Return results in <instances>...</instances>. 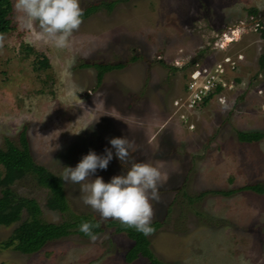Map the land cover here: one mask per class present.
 Masks as SVG:
<instances>
[{
	"label": "rangeland",
	"instance_id": "374dc122",
	"mask_svg": "<svg viewBox=\"0 0 264 264\" xmlns=\"http://www.w3.org/2000/svg\"><path fill=\"white\" fill-rule=\"evenodd\" d=\"M10 1L14 28L0 35V149L8 142L20 147L26 131L35 163L60 177L89 150L103 155L109 139L128 137L135 143L128 160L119 161L113 149L107 169L92 179L108 182L133 162L159 167L165 179L159 201H152V223L162 227L150 238L158 259L264 264V195L188 199L264 184V139H238L239 132L264 133V0H131L83 19L63 49L38 39L37 23L22 29L16 0ZM115 1L80 0V7ZM26 46L47 57L50 69L38 71ZM117 63L126 67L101 84L95 69L83 67ZM198 69L219 77L220 85L192 107ZM64 187L68 215L50 211L49 191L31 178L13 189L38 203L46 223L80 215L106 221L83 203L81 184ZM27 219L25 212L20 223L0 227V264H130L132 241L110 228L95 241L73 235L32 255L4 249Z\"/></svg>",
	"mask_w": 264,
	"mask_h": 264
},
{
	"label": "trees",
	"instance_id": "16d2710c",
	"mask_svg": "<svg viewBox=\"0 0 264 264\" xmlns=\"http://www.w3.org/2000/svg\"><path fill=\"white\" fill-rule=\"evenodd\" d=\"M130 1L117 0L115 2H101L91 5L84 10L81 20L89 18L102 11V9L112 11L117 4L128 3ZM249 14L251 16H258L259 12L256 9H252L249 11ZM12 15L13 5L11 1L0 0V35L7 34L13 30ZM259 27L264 38V26L259 24ZM23 52L26 53L27 58L30 55L36 56L35 68L38 71L50 69L49 59L44 55L37 53L28 46L23 48ZM83 67L95 69L97 71L98 84H101L108 73L122 70L126 67V64H85ZM173 70L177 69L173 68ZM238 139L242 143H258L264 139V133L239 132ZM20 142V147L12 142H8L6 149H0V169H3V172L0 170V227H12L20 223L25 212L28 214V219L23 221L15 230L13 237L3 246L4 249L13 247L23 255H32L41 251L50 242L65 239L73 235L90 240L88 236L79 231V226L82 222H90L99 224V227L93 229L96 237L101 235L106 228H110L115 229L117 234L126 235L132 241L133 245L125 257L127 263L131 264L143 258L148 260L150 264H165L157 258L151 248L150 238L162 227V224L159 222L152 223L154 231L147 237L115 219L106 220L102 223L100 220L80 215L74 216L61 224L44 222L41 219L42 211L38 203L33 199L20 196L13 187L24 179H33L40 187L49 191L46 203L47 208L50 211L68 215L70 214V205L66 197L64 182L44 166L35 163L26 131L22 132ZM240 191H250L258 195H264V184H255L241 190L229 192H206L196 198L188 199L193 203L195 200H200L209 194L229 197Z\"/></svg>",
	"mask_w": 264,
	"mask_h": 264
},
{
	"label": "clouds",
	"instance_id": "9594fccd",
	"mask_svg": "<svg viewBox=\"0 0 264 264\" xmlns=\"http://www.w3.org/2000/svg\"><path fill=\"white\" fill-rule=\"evenodd\" d=\"M17 20L22 29L31 30L37 23L40 32L38 39H44L53 47L63 49L68 46L69 37L78 29L83 10L80 0H16ZM103 155L89 150L75 167H63L59 177L62 181L81 184L82 199L100 218L115 219L133 228L145 237L152 234L153 205L159 201V188L165 177L158 166L147 162H133L122 174L115 175L105 182L96 176L97 170H106L115 157L122 163L135 151V143L128 137H113ZM99 224L82 222L79 231L96 240L94 228Z\"/></svg>",
	"mask_w": 264,
	"mask_h": 264
},
{
	"label": "built area",
	"instance_id": "2783aa9c",
	"mask_svg": "<svg viewBox=\"0 0 264 264\" xmlns=\"http://www.w3.org/2000/svg\"><path fill=\"white\" fill-rule=\"evenodd\" d=\"M193 83L191 85V91L194 94V100L192 107L198 103H204L209 100L213 91L217 90L220 83L219 77L216 75L210 74L208 71L203 69H198L192 75ZM203 80L201 85H199L198 81Z\"/></svg>",
	"mask_w": 264,
	"mask_h": 264
}]
</instances>
